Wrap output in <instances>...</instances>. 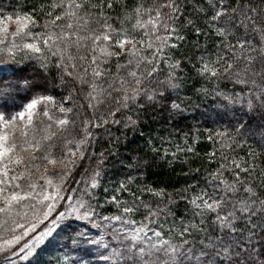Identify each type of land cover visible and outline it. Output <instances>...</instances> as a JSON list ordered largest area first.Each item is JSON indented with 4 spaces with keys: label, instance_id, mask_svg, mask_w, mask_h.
I'll use <instances>...</instances> for the list:
<instances>
[{
    "label": "snow or ice",
    "instance_id": "snow-or-ice-1",
    "mask_svg": "<svg viewBox=\"0 0 264 264\" xmlns=\"http://www.w3.org/2000/svg\"><path fill=\"white\" fill-rule=\"evenodd\" d=\"M188 3L0 0V264H53L42 257L56 251L57 264H95L92 248L107 253L98 257L105 264H264V0ZM189 29L194 51L177 58ZM25 61L40 72L15 67ZM221 81L243 90H221ZM188 88L222 101L216 126L204 130L205 155L218 166L176 190L186 202L177 220L171 193L135 185L140 156L103 186L107 157L94 145L100 130L135 128L145 105ZM178 99L177 114L187 111ZM200 138L147 146L169 164L180 154L187 163Z\"/></svg>",
    "mask_w": 264,
    "mask_h": 264
},
{
    "label": "trees",
    "instance_id": "trees-1",
    "mask_svg": "<svg viewBox=\"0 0 264 264\" xmlns=\"http://www.w3.org/2000/svg\"><path fill=\"white\" fill-rule=\"evenodd\" d=\"M4 2L5 4L11 3L13 6L17 4V0H4ZM20 2L31 6L36 0H20ZM131 2L132 0H129V3ZM205 2L206 0H189L187 7L191 10L192 4H205ZM192 18L194 20L196 19L195 16ZM200 19H203V17H200ZM197 26L200 25L197 24ZM186 35L188 41L178 50L173 52V55L177 58H181V56H189L194 51L190 42L196 37L192 34L190 29L186 32ZM200 42L204 43L203 37L200 38ZM19 59L20 58L18 57L17 60ZM15 67L23 68L25 74H30L34 70L38 73L40 72V69L35 62L25 61L24 64L17 63ZM55 76V70H52L48 76V80L53 81ZM54 82L59 85V80H55ZM195 87H200V83H196ZM205 87H211V85L205 84ZM219 89L224 91H232L233 89L236 91L243 90L241 86L236 85L231 81H221L219 83ZM52 94L59 97L61 93L59 89H57ZM178 96V102L181 103L182 107L187 108V111L179 114L170 109L171 100L177 99ZM80 102L83 103V101ZM221 102L222 101L212 95L211 92H209L208 95H204L202 93H196L193 88H188L178 94H171L166 103L145 105L141 110L140 123L135 128L129 127L125 129L123 124H120L111 125L110 130L106 133L103 132V130H100L101 134L95 142L94 152L99 154L101 151H104L105 156L107 157V162L104 166L105 176L103 186H106L108 181L118 182L121 178V173L128 170L127 165L134 164L133 158L140 156L145 167L142 169L143 175L136 179L135 185L148 184L153 187H163L166 189L167 193L172 194L171 198L173 200V204L169 207V212L174 213L175 218L179 220L183 215L186 202L177 194L176 190L186 187L194 180H202L206 171H211L218 166L217 161L210 162L205 155L212 148V144L204 139V137L208 135L204 130L213 129L216 126L213 121L216 119L217 113L221 111ZM140 103L144 104V101L141 100ZM117 118L119 119V116ZM133 118L135 119L136 117ZM219 123L224 124L226 121H219ZM196 129H199L200 131L196 133ZM185 133L189 136V144L192 143L191 137L193 135H199L201 137L195 144L196 154L189 155L187 163L183 161L184 154H180L181 158L179 160L175 163L169 164L168 161L172 159L171 156H168L167 159L161 158L163 155V149H161V155L154 156L147 146V141L152 140L155 145L159 147L160 138L169 136L172 138L173 144L182 143ZM246 148L247 146H245V150ZM90 151H92V149H90ZM109 153H112V155H109ZM240 154L243 155V153ZM88 162L86 156L84 163L88 164ZM95 162L96 158H93L91 164L94 165ZM190 169H199V172H190ZM82 170L83 168H81V171ZM129 175L135 176L137 173L129 171ZM135 185H133V190H135ZM103 186L99 189L98 193L101 201L105 195ZM113 186H115V184H113ZM110 194L111 193H109V195ZM137 195H139V193H137ZM143 199L145 202L151 200L154 206L159 201V198L152 197L151 195H145ZM164 204H167V199L164 200ZM115 210L116 209L113 206H105V208L102 209L105 214L114 212ZM141 215H146V213L141 210V214L137 215L136 219H140ZM168 219L171 221L172 216L170 215ZM77 223H81L83 226V222ZM64 247H67V245ZM90 252L92 253V251ZM103 253L104 255H107V253ZM57 255L62 254L59 251L50 252L47 254V257H42V260L51 258L53 259V264H57L55 260ZM91 256L92 254L89 255V257ZM2 260L3 254L0 255V262H2ZM24 264H26V262H24ZM95 264H105V261L96 257Z\"/></svg>",
    "mask_w": 264,
    "mask_h": 264
},
{
    "label": "rangeland",
    "instance_id": "rangeland-1",
    "mask_svg": "<svg viewBox=\"0 0 264 264\" xmlns=\"http://www.w3.org/2000/svg\"><path fill=\"white\" fill-rule=\"evenodd\" d=\"M90 251H92V256L91 257H86L87 259H91V258H94V257H99V256H102V255H104V253H103V251H99V252H97L96 251V249H94V248H92V249H90ZM1 255V254H0Z\"/></svg>",
    "mask_w": 264,
    "mask_h": 264
}]
</instances>
